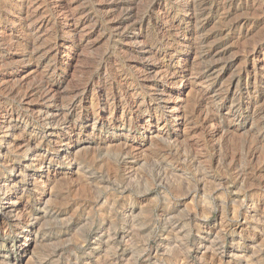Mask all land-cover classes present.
I'll return each instance as SVG.
<instances>
[{
    "label": "rangeland",
    "instance_id": "1",
    "mask_svg": "<svg viewBox=\"0 0 264 264\" xmlns=\"http://www.w3.org/2000/svg\"><path fill=\"white\" fill-rule=\"evenodd\" d=\"M0 264H264V0H0Z\"/></svg>",
    "mask_w": 264,
    "mask_h": 264
},
{
    "label": "bare ground",
    "instance_id": "2",
    "mask_svg": "<svg viewBox=\"0 0 264 264\" xmlns=\"http://www.w3.org/2000/svg\"><path fill=\"white\" fill-rule=\"evenodd\" d=\"M204 2V1H203ZM262 39V38H261ZM160 42V41H159ZM157 44V43H156ZM219 54V51H218V49L217 48H214V49H212V50H209L204 56H203V59H206V60H211V59H215V57L217 56ZM173 55V54H172ZM221 55V54H220ZM212 60V61H213ZM206 62V61H205ZM209 67H211V66H209ZM209 67H207V68H209ZM43 88V87H42ZM36 90V89H35ZM33 93V92H32ZM239 107V106H238ZM263 141V140H262ZM256 153V152H255ZM251 154V156H254V153L253 152H251L250 153Z\"/></svg>",
    "mask_w": 264,
    "mask_h": 264
}]
</instances>
